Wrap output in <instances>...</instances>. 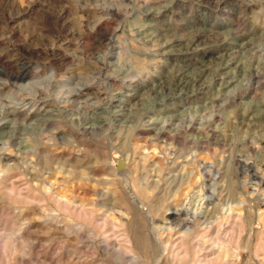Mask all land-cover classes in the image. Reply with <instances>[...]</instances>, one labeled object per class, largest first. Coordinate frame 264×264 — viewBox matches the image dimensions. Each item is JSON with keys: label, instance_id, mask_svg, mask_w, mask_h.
<instances>
[{"label": "rangeland", "instance_id": "1", "mask_svg": "<svg viewBox=\"0 0 264 264\" xmlns=\"http://www.w3.org/2000/svg\"><path fill=\"white\" fill-rule=\"evenodd\" d=\"M262 101L264 0H0V264H119L128 220L264 264Z\"/></svg>", "mask_w": 264, "mask_h": 264}, {"label": "bare ground", "instance_id": "2", "mask_svg": "<svg viewBox=\"0 0 264 264\" xmlns=\"http://www.w3.org/2000/svg\"><path fill=\"white\" fill-rule=\"evenodd\" d=\"M103 20V18L97 20L95 23L96 25H98L99 23H101ZM59 21V20H58ZM57 21V23H58ZM60 25V24H59ZM63 26V25H62ZM62 28V27H61ZM14 33V32H13ZM198 41H204V38H202V35H192V37L189 39L188 42H186L185 46L182 47L185 50L186 49H194L197 47V44H195V42ZM174 44H178L179 42L177 40L174 39H166L163 40L162 44L165 47H171ZM161 44V45H162ZM180 48V49H182ZM179 50V49H178ZM167 51V50H166ZM168 51H170V49H168ZM167 51V52H168ZM138 63V62H137ZM22 64V63H21ZM24 65V64H23ZM26 67L28 68V66L24 65L21 66V71L18 74H22V76L20 78H24V75H28V71L26 70ZM180 75L179 76V81H182V83L185 82V75H183L181 72H179ZM17 77V75H15ZM20 76V75H19ZM50 77H52V72H49V74L47 75V80L45 81V85L44 87L47 89L48 88V84H49V79ZM260 74L258 71L256 72H252L251 73V79L256 83H260ZM178 81V82H179ZM250 84V83H249ZM250 86V85H249ZM249 86H245L243 87L241 90H238V92H233L232 95L230 96V100L231 102L234 100V98L236 96L242 95L244 94L250 87ZM255 86V85H254ZM84 89V87H81L80 89H78L77 91V95L79 92H82ZM229 101V100H228ZM264 102V101H262ZM257 109V108H256ZM254 110V109H253ZM254 113V111H253ZM250 112L246 115L247 119L248 118H254V114ZM245 120V119H244ZM241 122V121H240ZM156 133H159L161 135H163L164 130L162 128L157 129ZM193 141V140H192ZM9 147V146H8ZM205 154V153H204ZM157 158V157H156ZM155 158V159H156ZM175 160V159H174ZM10 158L9 156L5 157V167H9L10 165ZM159 159L157 160L158 163ZM240 162V159L239 161ZM123 167L122 165V160H119V165H118V161H116V167ZM126 169V168H125ZM223 170V169H222ZM224 171V170H223ZM124 173V172H123ZM224 174V172H223ZM231 183V182H230ZM262 185V184H261ZM126 186V185H125ZM130 187V186H129ZM131 189V188H130ZM134 189V188H133ZM136 190V189H134ZM223 190V189H222ZM129 195L132 196V199L134 201H136V203H138L137 199H136V195L134 194L133 191L128 190ZM137 191V190H136ZM3 201H1V204H9V199H5V198H1ZM216 199V198H215ZM32 207V205H31ZM228 209V208H227ZM215 210V209H214ZM133 212V211H132ZM227 213V212H226ZM215 214V213H214ZM213 214V215H214ZM228 214V213H227ZM260 214L264 217V210L260 211ZM142 215V214H141ZM223 215V214H222ZM221 215V216H222ZM122 216V215H121ZM212 216V215H211ZM225 216V215H224ZM211 218V217H210ZM45 219V218H44ZM131 219V216L130 218ZM222 219V218H221ZM233 219V217H232ZM231 219V221H233ZM146 220V219H145ZM149 220V219H148ZM251 220V219H250ZM220 221V220H218ZM224 221V220H223ZM108 222H110L108 216L103 218V225H106ZM121 222V221H120ZM26 223V222H25ZM135 223V222H134ZM131 221H124L121 223V225L123 226V231H131L132 235H131V241H133L134 243V247L131 248L130 252H127L125 250L126 246L124 245V243L122 241H110L107 238L101 236L100 239V245L102 248L109 250L111 252H114L115 254H117L118 257V263L119 264H135L137 263L138 258L142 257L145 264H206L207 262V256H208V252L205 251V246L201 245L200 246V251L196 252L195 255H190L189 251L184 250L182 253L175 251L172 246H171V242H170V233L169 230L171 229V227H166L165 229L167 230L165 233V238L162 240L160 239V237L158 238L157 236L155 237V235H150L149 233H144V231H142L135 223V225H132V229H131V224H134ZM149 223V222H148ZM143 224V223H142ZM207 224H210V222L207 221ZM115 225V224H114ZM200 225V224H199ZM149 226V225H148ZM209 226V225H208ZM217 226V225H216ZM229 226V225H227ZM223 227V226H222ZM232 227V226H231ZM230 227V228H231ZM131 230H130V229ZM147 228V227H145ZM121 229V228H120ZM233 229V228H232ZM108 229L106 228L104 231H107ZM84 232V231H83ZM229 232V231H228ZM87 233H90V230H87ZM152 233V232H151ZM222 233V232H221ZM225 233V231H224ZM207 234V233H206ZM214 245L213 248L211 249L212 255L214 256V260L216 261L214 264H220L219 258L220 255L219 253H216V249H223L224 253L226 255L230 254L231 251V247L232 244L230 243V238L228 237L226 239L225 243H221L218 237V233L216 232L214 234ZM40 241V240H39ZM211 244V243H210ZM129 246V245H128ZM131 246V245H130ZM130 248V247H128ZM209 248V247H208ZM238 251V250H237ZM210 252V253H211ZM237 256H239V252H237ZM36 257V256H35ZM209 258V257H208ZM24 260V259H23ZM90 260V259H89ZM141 261V260H140ZM25 262V261H24ZM225 264H232V261L226 259L225 260Z\"/></svg>", "mask_w": 264, "mask_h": 264}, {"label": "water", "instance_id": "3", "mask_svg": "<svg viewBox=\"0 0 264 264\" xmlns=\"http://www.w3.org/2000/svg\"><path fill=\"white\" fill-rule=\"evenodd\" d=\"M118 165H119V161H118Z\"/></svg>", "mask_w": 264, "mask_h": 264}]
</instances>
